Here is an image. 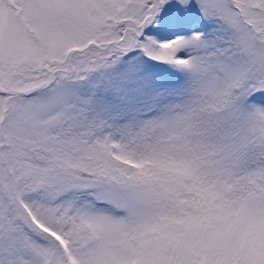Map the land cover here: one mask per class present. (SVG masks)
<instances>
[{
    "label": "snow or ice",
    "instance_id": "6c2138e0",
    "mask_svg": "<svg viewBox=\"0 0 264 264\" xmlns=\"http://www.w3.org/2000/svg\"><path fill=\"white\" fill-rule=\"evenodd\" d=\"M0 264H264V0H0Z\"/></svg>",
    "mask_w": 264,
    "mask_h": 264
}]
</instances>
